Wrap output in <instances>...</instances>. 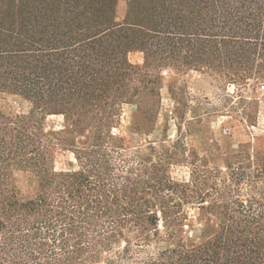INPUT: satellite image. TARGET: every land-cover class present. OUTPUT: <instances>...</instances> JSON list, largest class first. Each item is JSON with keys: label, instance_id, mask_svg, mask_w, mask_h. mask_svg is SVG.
<instances>
[{"label": "trees", "instance_id": "1", "mask_svg": "<svg viewBox=\"0 0 264 264\" xmlns=\"http://www.w3.org/2000/svg\"><path fill=\"white\" fill-rule=\"evenodd\" d=\"M119 1L0 0V264H264V152L176 182L179 139L127 155L112 133L126 104L155 118L162 70L264 81V0Z\"/></svg>", "mask_w": 264, "mask_h": 264}, {"label": "rangeland", "instance_id": "2", "mask_svg": "<svg viewBox=\"0 0 264 264\" xmlns=\"http://www.w3.org/2000/svg\"><path fill=\"white\" fill-rule=\"evenodd\" d=\"M124 12L125 2L120 0L118 16L121 18ZM129 60L133 64H141L143 54L130 53ZM161 75L162 88L155 118H137L139 126L136 129L133 120L136 106L126 104L120 121L112 127L113 135L122 140L127 155L143 149L148 142L169 145L179 139L185 159L171 164L169 175L176 182H187L193 158L202 159L209 168H223L224 159L230 155L264 152L263 80L223 84L205 72L184 75L170 69L162 70ZM169 83L175 88L178 104L168 91ZM176 108L178 112H185L184 121L174 119ZM63 124L62 116H50L46 120V129L61 130ZM54 165L56 170L77 168L73 154L60 148L56 151ZM18 179L20 188L26 191L25 177L20 174ZM185 210L188 229H195L194 233H197L200 226L198 208L186 205Z\"/></svg>", "mask_w": 264, "mask_h": 264}]
</instances>
